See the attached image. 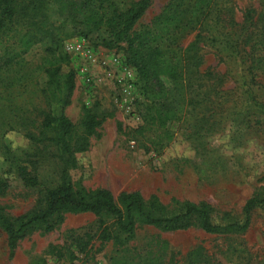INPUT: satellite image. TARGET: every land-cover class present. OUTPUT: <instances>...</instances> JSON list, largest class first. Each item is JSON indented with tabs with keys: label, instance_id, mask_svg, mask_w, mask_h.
Wrapping results in <instances>:
<instances>
[{
	"label": "trees",
	"instance_id": "obj_1",
	"mask_svg": "<svg viewBox=\"0 0 264 264\" xmlns=\"http://www.w3.org/2000/svg\"><path fill=\"white\" fill-rule=\"evenodd\" d=\"M153 2L136 0L121 9L116 0H0V157L4 174L12 173L36 195L33 208L18 217L0 205V228L11 255L21 241L37 232L55 231L68 215L96 218L95 233H87L88 241L78 245L85 253L93 239L102 247L112 243L128 248L140 226L166 232L192 227L208 234L244 232L252 211L264 205L256 193L245 203L242 223L220 224L216 210L206 202H177L171 210L158 197L145 200L138 191L116 198L106 188L73 183L70 176L78 168V155L89 150L105 119L92 109H86L78 123L65 114L76 89L75 70H64L70 60L64 45L71 38L98 34L97 48H126L125 61L135 68L150 98L140 128L149 133L146 152L162 153L174 141L168 127L185 107L203 108L192 136L211 135L215 123H221L216 116L222 101L218 105L217 99L230 93L224 89L229 81L235 89L247 90L250 105L264 111L252 92L261 87L264 74V0H251L244 7L239 0H168L144 24ZM191 35L192 41L184 46ZM37 44L44 46L46 60L36 70L24 57ZM207 49L217 66H225L223 72L204 68ZM241 114L239 110L229 118L237 120ZM10 133L22 136L26 146L7 143ZM7 180L0 178L1 194L9 188ZM200 255L195 254L198 259ZM192 264L198 262L194 259Z\"/></svg>",
	"mask_w": 264,
	"mask_h": 264
},
{
	"label": "rangeland",
	"instance_id": "obj_2",
	"mask_svg": "<svg viewBox=\"0 0 264 264\" xmlns=\"http://www.w3.org/2000/svg\"><path fill=\"white\" fill-rule=\"evenodd\" d=\"M134 1L116 0L121 9ZM167 2L154 0L142 22L148 24ZM250 2L239 0V5L244 7ZM52 17L57 19L54 14ZM78 39H84L104 58L114 54L126 58V48L118 52L97 48L98 34L65 42L64 51L70 60L64 70L76 72V89L72 104L65 109L66 116L78 123L85 110L92 109L105 119L98 135L91 139L89 150L78 155V168L70 176L73 183L88 189L106 188L116 198L122 192L138 191L145 200L158 197L171 210L177 202H206L216 210L218 223L227 224L228 220L242 223L247 200L256 193L264 198V111L250 105L248 91L235 89L232 81L226 84L224 89L230 93L224 100L217 99L218 105L222 101L221 109H216L221 123H215L211 135L192 136L200 125L203 108L192 111L185 107L168 127L174 133V141L162 153L153 149L146 152L149 133L140 128L150 98L141 80L137 77L132 97L122 95L114 80L107 77L106 66L110 64L100 63L91 67L100 82L96 79V83L85 84L80 71L81 58L66 50L67 43ZM192 39L193 35L187 37L183 45ZM207 51L204 68L216 67L223 72L225 66H217L216 58ZM24 59L29 68L37 70L46 60L44 46L35 45ZM260 80L261 87H254L252 92L264 104V74ZM239 110L242 114L237 120L229 118ZM6 138L12 147L26 146L16 133ZM3 170L0 157V178L8 179L9 183L5 193H0V205L12 217L24 215L33 208L36 195L24 189L12 173L4 174ZM95 230L94 215H68L55 231L37 232L21 241L11 255L0 228V264H118L126 258L130 264H192L194 259L198 264H264V205L252 211L244 232L208 234L197 227L166 232L140 226L128 248H118L112 243L102 247L100 241L93 239L87 252H79V243L88 241L85 235L94 234ZM197 253L201 254L200 259L195 256Z\"/></svg>",
	"mask_w": 264,
	"mask_h": 264
},
{
	"label": "built area",
	"instance_id": "obj_3",
	"mask_svg": "<svg viewBox=\"0 0 264 264\" xmlns=\"http://www.w3.org/2000/svg\"><path fill=\"white\" fill-rule=\"evenodd\" d=\"M66 50L74 53L77 57L82 60L81 74L84 77V83H96V79L100 78L93 75L91 67L100 63L106 65L107 77L114 80L115 85L120 89L122 95L132 97L135 91V85L137 83V73L133 68L124 60L123 57L113 55L111 58H104V54L96 53L84 39H78L66 44Z\"/></svg>",
	"mask_w": 264,
	"mask_h": 264
}]
</instances>
